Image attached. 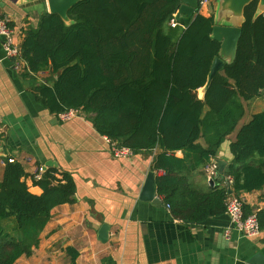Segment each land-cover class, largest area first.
Instances as JSON below:
<instances>
[{"label": "trees", "instance_id": "trees-1", "mask_svg": "<svg viewBox=\"0 0 264 264\" xmlns=\"http://www.w3.org/2000/svg\"><path fill=\"white\" fill-rule=\"evenodd\" d=\"M180 2L79 0L68 11L69 22L46 10L23 31L20 74L34 82L36 101L51 113L78 109L115 145L153 155L152 169L165 171L155 177L157 191L173 215L203 222L226 211L230 189L264 188V110L238 128L243 100L264 90V12L258 13L259 0L245 6L235 58L200 98L221 42L212 38L214 15L200 8L176 16L178 25L171 26ZM45 71L48 77L36 81ZM236 130L234 158L214 179L219 185L198 186L194 174ZM9 158L0 180V264L32 255L53 208L76 201L70 172L49 167L34 181L43 189L38 195L26 183L23 164ZM256 213L264 228V209Z\"/></svg>", "mask_w": 264, "mask_h": 264}, {"label": "crops", "instance_id": "crops-1", "mask_svg": "<svg viewBox=\"0 0 264 264\" xmlns=\"http://www.w3.org/2000/svg\"><path fill=\"white\" fill-rule=\"evenodd\" d=\"M219 7L220 0H208L199 11L214 15L216 21ZM46 10L47 0H0V15L10 17L19 43L24 29L36 24ZM236 19L232 22L238 25ZM220 23L228 24L224 19ZM224 59L229 61L228 56ZM43 75H37L36 81L49 73ZM32 83L14 68L0 37V180L5 158L10 156L23 164L26 183L35 194L43 192L32 179L38 165L68 171L76 183V201L53 208L33 254L20 256L14 264H72L76 252V264H110L111 260L114 264H250L258 253L264 259V228L248 237L232 227L226 211L194 222L175 217L159 193L158 203L141 199L149 171L155 176L165 173L152 169L153 155L115 157L109 138L84 114L60 120L36 101ZM243 104L245 115L238 128L264 110V90ZM236 134L237 130L228 136L215 157L226 159L227 165L234 158L230 142ZM176 155L182 157L183 152ZM204 173L202 167L194 174L198 186L219 185L217 180L211 185ZM238 195L250 210L264 209V188ZM228 227H232L229 236Z\"/></svg>", "mask_w": 264, "mask_h": 264}, {"label": "water", "instance_id": "water-1", "mask_svg": "<svg viewBox=\"0 0 264 264\" xmlns=\"http://www.w3.org/2000/svg\"><path fill=\"white\" fill-rule=\"evenodd\" d=\"M78 1L79 0H47L48 11L59 13L64 20L69 22L70 19L68 16V11ZM251 1L252 0H220L218 17L213 27L212 38L221 42V49L219 54L214 58L212 62L211 69L208 75V80L203 86L204 93L203 96L200 98H204L206 89L210 84L212 78L214 77L216 72L223 67L225 63L224 56L229 57L228 62H231L235 58L237 44L242 33V24L245 20L244 8ZM198 8L199 0H181L176 16L177 18H180L182 14L193 16L195 14L196 9ZM262 9H264V0H259L258 12ZM236 18H239L238 25L232 22L233 19L237 21ZM223 19L228 24L220 23ZM2 148H5V146ZM218 163L219 170L221 173H223L227 166V160L220 159L218 160ZM155 177L156 176L154 171H149L140 197L143 200L158 203L159 199L157 197L158 191ZM213 182L214 181L211 179L210 184L212 185ZM231 193L232 192L230 191V194ZM105 229L106 228H104L103 230ZM102 234L106 235L105 233ZM250 264H264V259L260 258V254L258 253L254 257H252V259L250 260Z\"/></svg>", "mask_w": 264, "mask_h": 264}, {"label": "built area", "instance_id": "built-area-1", "mask_svg": "<svg viewBox=\"0 0 264 264\" xmlns=\"http://www.w3.org/2000/svg\"><path fill=\"white\" fill-rule=\"evenodd\" d=\"M208 0H199V8L206 5ZM11 19L9 16L0 15V37H2L3 48L5 50L6 56L13 59L14 68L19 72L22 71L24 67V62L20 57V43L16 41L15 31L11 24ZM171 26L175 27L178 25L176 20V13L170 21ZM47 71L41 72L40 74H46ZM45 76V75H43ZM42 80L43 77H41ZM80 114L78 109H69L58 114V117L62 121H68ZM110 140V139H109ZM111 142V141H110ZM112 152L115 157H127L133 155V151L125 146H117L112 143ZM10 161L16 160L15 158H9ZM46 167L44 165H38L32 174L33 182L35 180L42 179L44 173L46 172ZM204 172L209 179L214 180L218 174L219 163L215 157H212L210 161L204 166ZM228 183L232 182V177L227 176ZM170 208V205L167 204ZM226 212L228 213L232 227L241 232L245 236H254L260 233L261 225L258 220L257 213L252 211L249 214L245 213V199L238 194H230L226 202ZM232 227H228L225 230V234L229 236Z\"/></svg>", "mask_w": 264, "mask_h": 264}, {"label": "bare ground", "instance_id": "bare-ground-1", "mask_svg": "<svg viewBox=\"0 0 264 264\" xmlns=\"http://www.w3.org/2000/svg\"><path fill=\"white\" fill-rule=\"evenodd\" d=\"M203 93H204V88L202 87V88L200 89V95L202 96Z\"/></svg>", "mask_w": 264, "mask_h": 264}, {"label": "rangeland", "instance_id": "rangeland-1", "mask_svg": "<svg viewBox=\"0 0 264 264\" xmlns=\"http://www.w3.org/2000/svg\"><path fill=\"white\" fill-rule=\"evenodd\" d=\"M43 79H44V77H43ZM46 79V78H45Z\"/></svg>", "mask_w": 264, "mask_h": 264}]
</instances>
